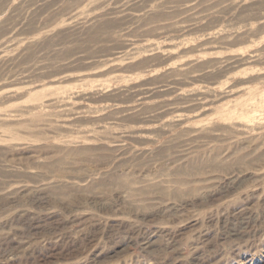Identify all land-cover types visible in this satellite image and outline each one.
Masks as SVG:
<instances>
[{"label":"rangeland","instance_id":"rangeland-1","mask_svg":"<svg viewBox=\"0 0 264 264\" xmlns=\"http://www.w3.org/2000/svg\"><path fill=\"white\" fill-rule=\"evenodd\" d=\"M0 264H264V0H0Z\"/></svg>","mask_w":264,"mask_h":264}]
</instances>
